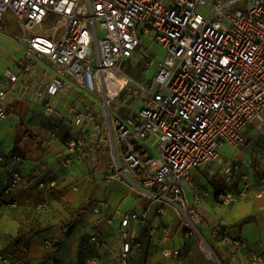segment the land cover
Listing matches in <instances>:
<instances>
[{"label":"built area","instance_id":"obj_1","mask_svg":"<svg viewBox=\"0 0 264 264\" xmlns=\"http://www.w3.org/2000/svg\"><path fill=\"white\" fill-rule=\"evenodd\" d=\"M242 1V10L230 9ZM9 12L24 53L18 72L8 68L1 77L0 124L8 117V90L33 71L37 60H47L55 77L45 78L46 90L39 93L45 118L58 115L51 101L65 92L64 77L81 92L64 118L86 132V139L72 136L67 141V162L81 156L94 178L99 153L107 150L111 161L105 182L121 181L151 200L141 216L115 212L121 228L117 259L129 263L139 246V232L131 221L144 228L151 210L162 218L166 207H174L186 235H195L204 222L198 206L210 193L197 192L193 171L216 161L227 145L243 147L250 130L264 138V0H0V31ZM51 16L55 23L46 27ZM144 43L167 51L150 85L123 70ZM141 55L147 66L155 62L148 49ZM125 109L131 113L121 118ZM57 140L48 131L44 150H51ZM232 165L228 181L237 188L217 194L224 205L250 198L253 191L249 175L239 164ZM22 182L14 173L7 191ZM55 186L39 183L43 191ZM86 203L96 216L107 215L101 201ZM49 207L43 202L38 210ZM107 221L112 224L113 218L107 216ZM211 234L236 255L250 249L248 240L224 226L212 228ZM91 241L96 253L90 264H102L104 243L98 230ZM229 263L264 264V251ZM0 264L10 262L0 254Z\"/></svg>","mask_w":264,"mask_h":264},{"label":"crops","instance_id":"obj_2","mask_svg":"<svg viewBox=\"0 0 264 264\" xmlns=\"http://www.w3.org/2000/svg\"><path fill=\"white\" fill-rule=\"evenodd\" d=\"M37 64V68L35 66L34 69L38 70L39 66L43 67L45 75L35 76V72L31 71L19 79L17 85L20 86L17 93L11 95V90H8V117L13 113L10 110L14 100L19 99L25 89L23 86H29V83L33 81V88L28 90L33 91L39 98L40 91L43 88L46 90L42 83L46 80L45 78L55 77L53 67L47 60H37ZM47 68L54 74H50ZM36 78H40L39 83ZM64 83L65 92L63 93L69 96L71 101L68 107L65 105L66 109L55 106L58 113L55 119L57 128L64 124L67 126V121L70 119L64 118V116L68 108L81 97L79 87L73 80L64 77ZM0 85L5 88L2 83ZM62 109L65 110L62 111ZM8 117L1 124L6 123ZM20 121L12 126L13 131L18 130ZM15 127L17 128L14 129ZM68 130H70L71 136L86 137V132H80L73 126ZM50 131L54 130L50 129ZM16 135L13 132L11 138L6 136L7 138L0 143V252H4L13 240L23 233L32 238L30 255L27 259L15 264H90V260L96 253L91 235L95 230H98L104 243L101 249L102 264H122L116 257L120 246L121 228L120 219L115 216V212L141 216L150 205L151 200L135 192L121 181L110 183L103 181L109 171L111 161L107 150L99 153V165L94 179H91L87 175L86 162L79 155H74L73 160L79 162L82 171L77 174L73 172L74 176L72 175L73 164L67 166L69 167L68 173L63 174L59 172L58 162L54 158L51 161H45V164L44 161L40 163V161L30 158L22 159L20 157L18 161L9 159L10 153L16 152L18 148L15 146ZM262 140V135L256 130H250L244 145L245 148L242 147L238 150L230 160L223 161L219 154L216 161L193 171L197 192L201 193L207 190L210 193L208 197L202 199L198 206L204 221L200 228L216 243L218 249L223 246L228 251V257H225L222 250H219L227 264H230L229 261L233 259H248L252 251H264V145H261ZM60 144L58 137L51 151L62 153L61 156L65 159V144ZM102 157L106 158L107 168L100 171ZM252 161H256L257 169L250 167ZM233 163L239 164L242 171L249 175L253 191L250 198L224 205L218 200L217 194L236 191L237 183L231 184L228 181ZM54 165L55 171L50 170ZM42 169L47 171L43 173ZM14 173H19L22 176L23 185L21 184L18 189L8 192L7 188L12 182ZM31 175L35 178L37 187L40 182H56V186L46 192H42L38 187V193L26 185L33 179ZM80 183L81 188L78 191L77 186ZM68 185H72L69 190L74 193L64 200V204L67 203L66 201L68 203L62 207L60 206L61 198L58 199V192L66 191L65 187ZM50 191H53L51 193L55 195H48ZM33 195L53 204L51 211L36 220H32L26 213L30 202L31 207H34L36 200ZM55 200L58 202L57 205H54ZM89 200L101 201L102 209L107 211V215L96 216L93 209L86 203ZM168 207H166V214L162 218H159L151 210L144 228L139 221H131V225L139 232V246L134 250L128 264H211L195 240L186 235L183 224L179 221L180 216H177V211L173 210L175 208ZM107 216L113 218L112 224L108 223ZM220 225L232 234L248 240L250 249L241 255H236L230 248L216 241L218 239L212 237L211 229ZM35 232L40 233L35 235ZM201 235L204 236L203 233ZM203 238L206 241L205 237ZM49 242L51 244H48ZM166 252H169L170 255L166 256Z\"/></svg>","mask_w":264,"mask_h":264},{"label":"rangeland","instance_id":"obj_3","mask_svg":"<svg viewBox=\"0 0 264 264\" xmlns=\"http://www.w3.org/2000/svg\"><path fill=\"white\" fill-rule=\"evenodd\" d=\"M245 5H246V1H242L237 6H233L230 9L233 11L238 10V9L242 10L243 6H245ZM202 13L206 14L205 10H202ZM54 23H55V17L51 16L48 20L45 21L44 25L46 27H51L54 25ZM19 33H20L19 27H18L17 23L15 22V19L13 18L12 13L9 12L3 20L2 30L0 31V78L2 77L4 71L8 68H12V70L16 73L18 72L17 62L20 60V58L22 57V55L24 53L23 44L19 40H17V36L19 35ZM144 49L149 50V53L152 55V57L155 61L151 66H147V63L145 62V60H143V56L141 55V53ZM166 55H167V51L161 45H158L156 43H153L151 45L149 43H147V44L144 43L142 45V47L139 49V51L135 53L134 57L132 59L128 60L123 65V70L126 71L127 73L133 75L134 77L142 78V80L140 82H142L143 84L150 85L153 82V80H154V78L158 72L159 63H162L164 61ZM38 64L36 61L35 62L36 68H37ZM49 65L51 67H53L50 63H49ZM39 69L38 70L34 69L32 71V72H35V76L45 75L46 72L43 71L44 68L39 66ZM47 71L50 72V74H52V75L54 74V72H52L49 68H47ZM39 80H40V78H36V81L38 83H39ZM19 86L20 85H17L15 89L11 90V92L9 91L10 94L14 95L15 93H17L19 90ZM23 88H25V89H24L21 97H19V99H17V100H14L13 106L11 107L10 111H11V113L12 112L13 113L8 117V120L6 121V123H3L0 125V143L7 138L6 136L11 138L13 136V132L17 134L16 135V141H15L16 148L18 146L17 151L14 153L11 152L10 155L8 156V158L13 159L15 156L21 157L22 159L23 158H30L33 160L40 161V163L44 161V164H45V161H51L54 158L55 161L58 162L57 165H58L59 172H62L63 174L68 173L69 167H67V166L73 164L72 175H73V172H74V174L80 173L82 171V168L80 167L81 165L79 164V162H75L73 160L74 159L73 157L71 158V162H67V160L64 159L63 156H61L62 153H57L56 151H51V150H49V151L44 150V142L46 140L47 132L50 131V129L56 131L55 133L60 138V143L62 144V143H64L63 138H64L65 134L70 132V130H68V128H71L73 126L71 121H69V120L67 121L68 122L67 126L64 124L60 128H57L55 119L45 118L42 115V113H41V105H42L41 98L40 97L38 98L33 93V91L28 90L30 88H33V81L31 83H29V86H23ZM27 91H29L30 93H28ZM44 91H45V89L43 88L40 92L43 93ZM70 99L71 98H69V96L65 95L64 93H60V94H58L57 97L53 98L51 103L54 107L59 106L60 108H65V105L68 107V105L70 104L69 103L71 101ZM130 101L131 100H125L124 104L130 105ZM65 109H62V111H64ZM137 110H139V107L136 109V111ZM130 113H131L130 111L125 109L120 113V117L124 118L127 114H130ZM19 120H21V121L18 125V128L17 127L14 128V129L17 128L18 130L13 131L12 126L16 122H18ZM4 125H6V126H4ZM33 136H36V138H33ZM261 145L262 146L264 145V138L261 141ZM243 147L245 148V146H243ZM241 148L237 149V148H233V147L227 145L224 147V149H222L220 151L221 152V153H219L220 157L222 158L223 161L230 160L237 153V151L240 150ZM73 161H74V163H73ZM250 167L257 169L258 167L256 166V161H252V163L250 164ZM106 168H107L106 158L102 157V161H101V165H100V171H103ZM50 170L55 171V165L52 168H50ZM46 171L47 170L42 169L43 173ZM87 175L90 177L89 173H87ZM31 176L33 177V175H31ZM76 176H78V175H76ZM91 179H94V178H91ZM103 181L105 182V179H103ZM22 185H23V183H22ZM26 185L30 186L31 188H33L34 190H36L38 192V190H37L38 187H37V184L35 182L34 177L32 180L29 181V183L27 182ZM65 188H66V191L58 192L59 193L58 199L61 198L60 206H62V207L66 206L68 203V201H66L67 203L64 204V202H65L64 200H66V198H68V196L71 193H74V191L69 190L70 188H72V185H68ZM73 188H74V186H73ZM77 188H78V191H80L81 183L77 186ZM51 192H53V191H50V193H48V195L49 194H50V196L55 195L54 193H51ZM40 195H42V194H40ZM33 198H35V200H36L34 202V207L33 208L31 207V202H30L29 208L26 209V213H28L30 215V218L32 220H36V219L40 218L43 214L45 215V214H47V212L51 211L53 204H50V207L47 211L39 213L37 210V206L43 199H38L36 197V195H33ZM57 200L54 201V205L58 204ZM173 210H175V209H173ZM176 214L178 216L177 212H176ZM179 221L182 223L180 218H179ZM198 230L201 234L203 233V235H204L203 237H205L207 244L214 251V253H215V250H217V252L219 253V256L221 258L216 253L215 254L219 258V260L222 262V264H227L225 262V260H223L222 254L225 257H228V251L222 246V247H220V249L222 250L221 251L222 254H221V252L219 251L220 249H218L216 247V243L213 242V240L208 236V234L205 231L201 230V228H199ZM190 238L195 240V242L198 244V246L200 248V242L197 240L196 234L192 235ZM217 241L219 242L220 240L218 239ZM222 244L225 245L224 243H222ZM205 258H207L206 255H205ZM208 260H210V259H208ZM210 262H211V264H216L213 260H210Z\"/></svg>","mask_w":264,"mask_h":264},{"label":"trees","instance_id":"obj_4","mask_svg":"<svg viewBox=\"0 0 264 264\" xmlns=\"http://www.w3.org/2000/svg\"><path fill=\"white\" fill-rule=\"evenodd\" d=\"M131 77H133L135 80L137 81H141L142 78L139 77H134L133 75L130 74ZM72 136L70 135V133H66L64 138H63V142L64 144L67 143V141L71 138ZM33 138H36V136H33ZM39 187V184H38ZM39 189L41 190V188L39 187ZM50 189V188H49ZM48 189V190H49ZM46 190V191H48ZM42 192H46L41 190ZM12 192V191H10ZM43 202H49L47 200H42L39 204L43 203ZM38 204V205H39ZM50 204V203H49ZM37 210H38V206H37ZM48 210V209H47ZM45 210V211H47ZM45 211H39V213L45 212ZM46 231V230H43ZM40 232H35V235L38 234ZM92 237V235H91ZM31 237L27 236L26 234L20 233L6 248V250L4 252H0V254L4 255L10 262V264H15L16 262H20L23 261L25 259H27L30 255V243H31ZM217 241V240H216ZM215 250V249H214ZM215 253L219 256V253L217 252V250H215ZM220 257V256H219ZM221 258V257H220Z\"/></svg>","mask_w":264,"mask_h":264},{"label":"water","instance_id":"obj_5","mask_svg":"<svg viewBox=\"0 0 264 264\" xmlns=\"http://www.w3.org/2000/svg\"><path fill=\"white\" fill-rule=\"evenodd\" d=\"M197 237L200 241H202V243L205 244V246L210 250L211 252V256H212V260L216 263V264H222V262L219 260V258L217 257V255L214 253V251L209 247V245L207 244V242L204 240L203 236L201 235V233L199 232L198 229H195Z\"/></svg>","mask_w":264,"mask_h":264},{"label":"bare ground","instance_id":"obj_6","mask_svg":"<svg viewBox=\"0 0 264 264\" xmlns=\"http://www.w3.org/2000/svg\"><path fill=\"white\" fill-rule=\"evenodd\" d=\"M204 249H205V251H206L208 257H209V258H212V256H211L212 254H211L210 250H209L208 248H204Z\"/></svg>","mask_w":264,"mask_h":264}]
</instances>
